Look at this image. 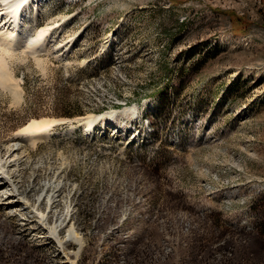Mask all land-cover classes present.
Wrapping results in <instances>:
<instances>
[{"label":"rangeland","instance_id":"rangeland-1","mask_svg":"<svg viewBox=\"0 0 264 264\" xmlns=\"http://www.w3.org/2000/svg\"><path fill=\"white\" fill-rule=\"evenodd\" d=\"M21 12L51 33L40 62L4 54L19 97L0 83V158L31 117L58 120L7 165L47 218L0 203V264H264V0H28ZM112 109L92 135L75 121ZM59 221L61 238L69 224L81 233L78 252L50 234Z\"/></svg>","mask_w":264,"mask_h":264},{"label":"bare ground","instance_id":"bare-ground-1","mask_svg":"<svg viewBox=\"0 0 264 264\" xmlns=\"http://www.w3.org/2000/svg\"><path fill=\"white\" fill-rule=\"evenodd\" d=\"M35 1L38 2V0ZM27 2L28 0H0V49L2 51L0 54V83L3 85H13L11 75L7 69V63L4 54L12 56L16 50H21L23 52L31 53L35 59L40 62L41 58L37 56L38 52L48 48L47 35L51 33V26H35L29 24L27 21L25 22V16L21 12V6ZM2 14L5 15L4 19ZM33 17L35 18V15H29V18ZM13 86L15 96L19 97V93L17 92L18 85ZM136 111V104H131L122 108L123 113L129 112L131 115H133ZM115 113L116 109L108 110L102 114L88 112L84 115L77 116V120L75 121L81 123L80 125L84 133L87 134L90 132V134H88L92 135L94 130L93 124L100 116L104 115L109 119ZM57 120V118L50 116L31 117L26 123L17 129V132L23 134L20 140H13L7 144L1 145L5 149V155H3L4 157L0 158V191L2 192L1 195L3 199L0 201V203H2L7 209H12L15 206L18 207L19 205H23L24 207L28 208V211L34 212V214L38 216V219L43 223L47 218V213L43 209H36L34 207H30V205L27 204L28 199L26 195H23L19 192V190H17L18 188L15 184V180L8 172L7 165H11L15 158H18L25 151V148L23 147V143L25 141L33 143L37 138L48 136L51 125L56 123ZM73 126L74 124H71L70 128H73ZM48 185L50 186V190L47 191V193L44 191L41 192L38 198L39 203L42 201V199L48 198V200L51 201L54 198V190L58 187L56 184H53V182H50ZM60 225L61 222L59 221L58 223L49 226L50 234L57 237L59 241H62L67 237L76 240L78 243L76 252H78L83 246V238L81 233L74 227L73 224H69L66 227L64 237L61 238L59 236Z\"/></svg>","mask_w":264,"mask_h":264}]
</instances>
